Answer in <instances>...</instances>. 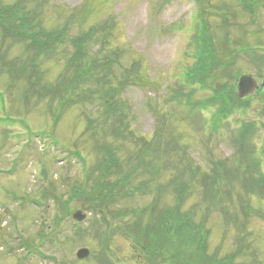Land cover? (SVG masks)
Masks as SVG:
<instances>
[{
    "label": "rangeland",
    "instance_id": "rangeland-1",
    "mask_svg": "<svg viewBox=\"0 0 264 264\" xmlns=\"http://www.w3.org/2000/svg\"><path fill=\"white\" fill-rule=\"evenodd\" d=\"M19 2L31 26L37 23L49 35L42 41L62 34L43 51L25 36H4L0 26V264H147L133 238L112 232L118 224L113 217L107 223L99 219L106 230L92 227L85 202L71 198L75 184L100 160V143L108 142L123 163L131 158V167L141 158L133 145L142 140L115 138L109 131L98 136L99 127L112 121L104 120L109 106H116L128 129L152 146L146 160L168 168L150 184L153 193L119 200L109 210L147 209L154 201L158 211L172 207L173 193L158 195L155 188L166 185L173 170L191 174V164L203 175L225 165L237 178L231 199L223 197L216 207L205 204L210 211L208 254L219 247L222 258L238 245L235 264H264V197L245 189L247 181L260 176L249 166L254 157L264 174V92L254 99L236 97L241 75L264 81V0H0V7ZM203 22L217 53L235 52L231 67L224 68L236 80L221 77V68L206 84L211 89L187 79L204 36ZM85 34L90 37L80 56L77 44H83ZM79 63H88L91 70L71 82ZM64 81L70 83V101L61 107L55 94L65 88ZM227 82L234 84L237 104L248 101L247 109L235 111L226 127L214 132L216 108L207 101L212 90ZM244 122L256 128L240 151L237 135ZM194 187L184 210L194 207L199 223L207 207L198 183ZM76 211L86 216L79 230L89 232L80 238L71 218ZM97 228L99 236L93 233ZM81 249L89 255L78 260Z\"/></svg>",
    "mask_w": 264,
    "mask_h": 264
},
{
    "label": "trees",
    "instance_id": "trees-1",
    "mask_svg": "<svg viewBox=\"0 0 264 264\" xmlns=\"http://www.w3.org/2000/svg\"><path fill=\"white\" fill-rule=\"evenodd\" d=\"M21 10L22 3L20 2L13 5V7H0V26H3V28L5 27L4 36L8 34H13L16 38H23L25 36V39L31 42L30 44L32 47L37 48L40 46L43 51L47 50L46 47L49 45V42L61 38L62 33L59 32L56 37H50L51 40L47 43L44 40L42 41L44 36L48 37L49 35L42 33V31L37 28V23L34 24L35 28L31 26V19L25 17L24 13H21ZM246 10L248 11V9ZM203 29L205 32L203 31L204 36H201L199 39L198 55L193 63V67L187 73L189 76L187 79L192 85L201 86L202 84V86L210 88V85L206 86L207 82L209 80L212 81V76L221 68L231 67L233 63L232 60L235 59V56L232 58L235 52L217 53L214 47V39L208 33L207 24L204 22L202 23V30ZM82 37L83 44H77V52L80 56L85 55L84 45L90 36L89 34H85ZM228 44L226 40L224 46L227 47ZM252 57L257 59L255 54ZM258 58L261 57L258 56ZM95 61L94 59L93 62ZM7 67L8 69H13L11 66L7 65ZM90 70L91 67L88 63L77 64L76 71L73 73L70 81H79L81 78L86 77ZM220 75L231 82L236 80V76L231 69H229V71L225 69L222 73L220 72ZM69 84L70 83L64 81L63 86H65V88H61V90L58 91L60 93L55 94L57 98L60 97L61 107H65L66 105L64 103L70 101V99H68L69 92L71 91L70 88H68ZM233 86L234 84L229 82L219 85L217 89L212 90L213 95L207 101L208 103L206 102L210 107L216 108L214 111L215 120L213 118V122H215L217 126L212 127L214 132L219 131L221 127H226L227 123L225 122L235 111L245 112L247 109L248 101L244 102L243 105L237 104L238 102L233 95ZM113 89L115 90V88ZM109 109L108 112H104V116H106L104 120L108 121L110 119L112 121H108L109 124L106 127L103 125L99 127L101 132L98 133V136L103 138L105 137V132L109 131L110 136L112 134L115 138L121 137L120 139H123L126 136L131 142L142 140V144L133 145L139 150L137 157L140 158L141 156V158L138 159V163L135 164L136 167H131L132 159L128 158L125 163H123L120 159L121 157L117 155L108 142L98 145L99 155L101 156L100 160L93 169L88 171L87 177L84 180L75 184V188L71 194L73 200L76 199L77 201L85 202L84 211L91 214L90 220L88 221L93 222L92 227L99 226L101 229L103 228L106 230L99 219L106 221L105 219L108 220L110 217H113L118 224H116L112 232L117 231L126 235V237L133 238L135 244L139 245L141 254L147 264H235V258H237V256L234 254L237 251L238 245L232 254H228L222 258L219 257V247L215 249L212 254H208L210 230L206 227V216L208 215L209 209L205 204H211L216 207L222 201L223 197L228 196V199H231L233 190L231 183L234 179L233 177L237 178L233 175L231 170L228 171L225 168V165L215 166L210 172L203 175H199V167L193 168L191 164H188V171L191 174H188L183 169L173 170V176L170 181L166 185H158L155 188V193L158 195L165 190H170L171 193H173L175 202L172 207H166V209L158 211L155 208L154 201L151 207L147 209L125 210L124 212L117 211V213H112V211L109 210V207L119 200H127L128 198L140 194L153 193L150 184L155 179V182H158V177L165 174L168 170L166 164L163 166L160 164L161 166H159V161H157L152 165L151 160H146L147 154L152 146L148 144L149 142L145 144L146 142L143 137L141 138L133 134L132 131L128 129V122H126L125 115L122 117L120 114L116 115V106L115 108H110L109 106ZM59 110H61V108H59ZM88 124L92 127L93 121L89 120ZM254 128H256L255 123L251 124L244 122L240 126L237 135L239 136L237 145L240 146V151L244 150L245 142H247L249 137L253 134ZM126 133H128V135H126ZM157 145L159 146L160 142H158ZM165 146L167 147L168 145L165 144ZM162 148L164 149V147H160L159 149ZM252 157L251 155L250 159H252ZM249 166L253 168V173H259L260 176L256 180L247 181L245 189L247 191L256 190L258 191V195L264 197V174L260 171L261 161L257 157H254ZM149 167H152L153 170H148ZM84 172H87L86 168H84ZM146 173L151 174L149 175L150 179L143 178ZM229 180L231 182L228 184L227 182ZM195 183H198L203 194L201 197L202 204L207 207L206 215L204 218L202 217L199 223L195 222L196 209L194 207L190 210H184V204L188 196L192 195L191 191L195 188ZM147 186H150V188L148 189ZM68 202L69 199L66 203ZM241 207L243 210L244 208L248 209L246 204ZM145 216H147L146 218L152 217L148 218L147 223L143 224L142 218ZM126 218L128 219L127 221H125ZM74 226L77 227L75 233L79 238L89 233L85 231L87 229L80 231L79 229L82 227L79 224H74ZM57 227L58 225H56V228ZM99 231L98 228L96 230L93 229V233L96 235H98ZM113 234L114 233L111 235ZM184 249L188 252L185 253ZM238 254H242V250H239ZM99 261L103 262L101 259H99Z\"/></svg>",
    "mask_w": 264,
    "mask_h": 264
},
{
    "label": "water",
    "instance_id": "water-1",
    "mask_svg": "<svg viewBox=\"0 0 264 264\" xmlns=\"http://www.w3.org/2000/svg\"><path fill=\"white\" fill-rule=\"evenodd\" d=\"M259 89H264V81L259 85L257 79L252 75H242L237 81L236 97L239 100L253 97ZM72 219L77 222H82L85 220V215L81 211H76L73 213ZM88 255V250L81 249L77 251L76 257L78 260H82Z\"/></svg>",
    "mask_w": 264,
    "mask_h": 264
},
{
    "label": "flooded vegetation",
    "instance_id": "flooded-vegetation-1",
    "mask_svg": "<svg viewBox=\"0 0 264 264\" xmlns=\"http://www.w3.org/2000/svg\"><path fill=\"white\" fill-rule=\"evenodd\" d=\"M256 78L259 81L258 77H256ZM263 92H264V89L263 90L262 89L258 90V92L255 95V98L261 97L263 95Z\"/></svg>",
    "mask_w": 264,
    "mask_h": 264
}]
</instances>
